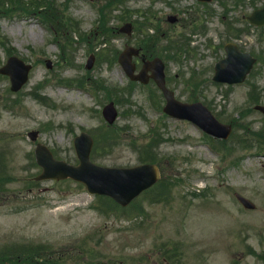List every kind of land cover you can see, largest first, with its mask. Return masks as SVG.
I'll list each match as a JSON object with an SVG mask.
<instances>
[{
	"label": "rangeland",
	"instance_id": "rangeland-1",
	"mask_svg": "<svg viewBox=\"0 0 264 264\" xmlns=\"http://www.w3.org/2000/svg\"><path fill=\"white\" fill-rule=\"evenodd\" d=\"M102 1L105 2L54 3L55 14L61 7L71 21L76 20V23L59 20L63 23L62 34L69 31L68 40L73 46L71 64L65 61L66 54H59L52 34L40 24V18L20 16L23 14L7 17L6 5L0 6V66L7 58L1 42L4 39L13 47L8 52L32 65L29 80L17 92L23 98L21 109L7 110L3 100L10 91V83L7 76L0 77V172L8 174L5 191L0 193V248L13 249L18 245L33 248L42 243L54 245L52 251L56 254H66L65 247L72 248L68 254L73 256V248L82 251V256L71 260H64L67 255H62L63 264H264V147H257L254 142L246 145L236 142L240 136L248 135L243 126L234 128L233 136L221 149H213L196 126L170 118L151 104L148 90L160 104L162 99L150 83L132 84L130 100L123 91L110 95L118 102L122 115L106 127L100 111L108 98L102 91L94 95L90 87L58 83L66 77L87 74L92 80L100 78L119 87L128 84L125 73L112 60L113 53L111 59L109 55H100L111 52L113 47L120 51L126 43L127 38L116 32L107 39V26L119 27L124 19L123 10L127 9L126 17L141 15L134 19L150 25L148 30L145 28L149 35L154 29L163 38L183 34L187 54L179 52L177 61L169 59L166 63L167 76H171L169 86L182 100L186 101L190 94L199 97L228 122L242 108L253 106L246 95L250 82L256 85L259 94L256 103L264 105V62L255 65L247 84L230 87L212 81L213 65L224 56L220 46L229 40L264 59V27L252 28L239 39L231 37L230 29H226V24L234 23L244 32L242 19L255 7L264 5V0H217L210 5L196 0H125L112 4L108 17L101 7ZM181 7L185 11H179ZM168 14H177L180 21L168 23ZM102 24L106 31L100 28ZM84 32L91 35L82 42L79 36ZM143 35L144 31L134 32L130 41L137 42ZM157 44L167 45L159 40ZM90 54L95 56L94 64L86 69ZM47 59L51 60L50 68L46 66ZM187 79L196 83L197 89L186 88ZM36 83L46 86L43 94L54 106L29 97ZM78 88L90 95L78 92ZM244 113L256 126L264 121L259 111ZM31 129L39 130L38 141L53 149L56 158L70 163L77 161L72 140L81 130L114 133L117 136L114 141L118 142L121 137L131 136L144 144L152 141L151 136L157 132L160 146L156 153L162 177L177 179L170 202L150 204L147 196H141L139 213L119 212L115 218L98 212L93 207L96 197L72 180L41 181L28 192L24 182L30 175L35 142L26 133ZM93 161L126 166L138 163V157L123 144L106 154H94ZM234 192L253 201L255 209L242 207Z\"/></svg>",
	"mask_w": 264,
	"mask_h": 264
},
{
	"label": "water",
	"instance_id": "water-1",
	"mask_svg": "<svg viewBox=\"0 0 264 264\" xmlns=\"http://www.w3.org/2000/svg\"><path fill=\"white\" fill-rule=\"evenodd\" d=\"M254 22L263 23L264 22V9L257 10L253 13V15L250 18ZM228 49V59L225 61H222L217 64L216 66V79H220V73H225L227 75V79L231 81L240 80L243 78L245 73L248 71V67L250 66V60L246 59L245 55H240L237 53V51L234 49L233 46H230ZM132 51V50H131ZM129 50L127 51V55H122L121 62H123L126 59V71L131 74L132 71V65L129 63ZM240 61L242 63L243 68H239L237 66V61ZM19 65V62L15 59L11 62H9L1 71L9 73L13 80V89H17L21 83V80L25 76V71L21 74H16L14 72V68ZM223 74V75H225ZM155 77L158 85L160 88L164 91L165 96L168 101L174 102L172 99V94L168 92L165 89L163 80H162V74L161 72L157 75L156 73L153 74ZM134 78L140 79L141 81H146L147 77L145 72H141L138 76H134ZM194 106V105H193ZM201 119V118H200ZM201 121H203L201 119ZM204 123V121H203ZM205 124V123H204ZM219 126V125H218ZM210 131V129H209ZM36 133L32 132L30 133V136L34 139ZM83 142L81 143V148L83 147ZM39 155H46V151L44 150V147L39 145L37 149ZM87 153H88V147H85L83 149V152L79 150V157L81 159V165L79 167H67L65 168V171L75 175L77 177H80L84 181H86L93 189V191H106L114 193V196L120 201L122 204H126L127 201L134 196L140 189V187L143 185L144 187L147 186L150 182H147L148 178H142L143 171H137L136 172H129V173H119V171L114 170H107L106 168H98L93 167L88 163L87 160ZM45 173L48 174L52 172L53 165L54 169L56 168V163H54L52 160L45 159ZM59 168H61L62 172L64 173L63 165L59 164ZM146 167H140L139 169H145ZM155 172V178L158 177L156 168L153 167ZM49 176V175H46ZM126 179V182H125ZM142 179V180H141ZM122 181L124 184H122ZM145 183V184H144Z\"/></svg>",
	"mask_w": 264,
	"mask_h": 264
},
{
	"label": "trees",
	"instance_id": "trees-1",
	"mask_svg": "<svg viewBox=\"0 0 264 264\" xmlns=\"http://www.w3.org/2000/svg\"><path fill=\"white\" fill-rule=\"evenodd\" d=\"M18 255H20V253H18ZM27 264H35V262L33 260H31V259H28L27 260Z\"/></svg>",
	"mask_w": 264,
	"mask_h": 264
}]
</instances>
